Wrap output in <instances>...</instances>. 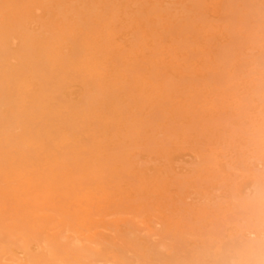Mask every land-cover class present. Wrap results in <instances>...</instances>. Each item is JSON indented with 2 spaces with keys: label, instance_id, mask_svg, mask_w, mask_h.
I'll list each match as a JSON object with an SVG mask.
<instances>
[{
  "label": "bare ground",
  "instance_id": "obj_1",
  "mask_svg": "<svg viewBox=\"0 0 264 264\" xmlns=\"http://www.w3.org/2000/svg\"><path fill=\"white\" fill-rule=\"evenodd\" d=\"M110 147L164 207L222 168L242 206L262 207L264 0H0V175L23 192L59 175L61 188L80 192L87 227L98 197L78 180H102L101 165L91 177L55 166L33 180L28 170L67 152L111 160ZM193 153L207 163L198 173L168 169Z\"/></svg>",
  "mask_w": 264,
  "mask_h": 264
},
{
  "label": "rangeland",
  "instance_id": "obj_2",
  "mask_svg": "<svg viewBox=\"0 0 264 264\" xmlns=\"http://www.w3.org/2000/svg\"><path fill=\"white\" fill-rule=\"evenodd\" d=\"M106 153L111 160L76 152L56 160L33 159L28 170L33 180L55 166L72 178L79 169L91 177L94 166L101 165L107 171L102 180H78V188L99 198L90 207L87 227L80 222L85 214L76 200L80 192L61 188L59 175L40 178L52 187L32 186L24 192L19 180L0 175V264H264V205L242 206L244 194L230 188L226 169L203 173L179 192L177 206L164 207L139 189L142 177L128 174L127 161L116 163L120 148L110 147ZM139 161L141 166L158 164L156 159ZM6 164L25 169L11 159ZM206 164L194 153L166 163L168 169L186 175ZM115 165L122 169L110 174ZM260 166L257 162L252 168L258 172ZM255 192L253 184L246 185L247 197ZM34 198V203L18 201Z\"/></svg>",
  "mask_w": 264,
  "mask_h": 264
}]
</instances>
